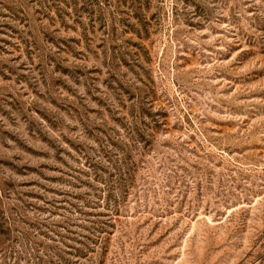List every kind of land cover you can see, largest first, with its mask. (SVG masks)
<instances>
[{
	"label": "rangeland",
	"instance_id": "obj_1",
	"mask_svg": "<svg viewBox=\"0 0 264 264\" xmlns=\"http://www.w3.org/2000/svg\"><path fill=\"white\" fill-rule=\"evenodd\" d=\"M0 264H264V0H0Z\"/></svg>",
	"mask_w": 264,
	"mask_h": 264
}]
</instances>
